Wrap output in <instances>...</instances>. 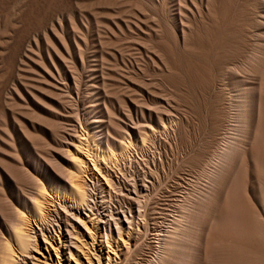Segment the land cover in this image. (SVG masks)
Returning <instances> with one entry per match:
<instances>
[{
    "label": "rangeland",
    "instance_id": "rangeland-1",
    "mask_svg": "<svg viewBox=\"0 0 264 264\" xmlns=\"http://www.w3.org/2000/svg\"><path fill=\"white\" fill-rule=\"evenodd\" d=\"M258 100L264 0H0V264H57L53 250L27 258L20 225L59 246V264L151 263L190 196L186 261L174 253L169 264H204V191L222 200L220 185L246 184L251 217H264ZM73 174L89 194L76 205ZM35 197L52 208L44 222ZM88 216L92 238L79 222ZM235 241L241 264H264L260 235Z\"/></svg>",
    "mask_w": 264,
    "mask_h": 264
},
{
    "label": "bare ground",
    "instance_id": "bare-ground-1",
    "mask_svg": "<svg viewBox=\"0 0 264 264\" xmlns=\"http://www.w3.org/2000/svg\"><path fill=\"white\" fill-rule=\"evenodd\" d=\"M256 99H257V97H256ZM255 105H256V103H255ZM257 107H258V110L260 109V116H259L260 118H259L258 125L255 127L254 133H253L252 155H253L254 169L256 171V178H257L258 183H259L258 187L255 189H257V192L259 194L258 197L260 199V202L264 205V100H258ZM251 132H252V130H251ZM229 142H227V144ZM240 148H241V146H240ZM239 149H238V151L240 152ZM242 149H244V148L242 147ZM220 151H222V150H220ZM238 151H237V153H238ZM231 153H233L232 145L230 148L228 146V149L223 150V152L220 154L219 158H218L219 154L216 157L219 159L218 161L224 162L225 159H229ZM75 154H78V151H76ZM245 155H247V154H245ZM249 162L250 161H248V163ZM73 163H74L75 169L79 171V169L82 165L81 164L82 163L81 158L79 156H74V162ZM213 172L214 171L210 172V177L216 175V172H214V173ZM251 176H249V178ZM79 177L80 176L73 174L72 177L69 179L70 182L68 181L69 182V188L67 190L70 193V195H72V197H73V199H72L73 203L71 201V205L72 204L76 205V204L82 203L85 200V198L87 196H89L88 191L85 188V183L83 182L81 177L80 178ZM208 179H210L209 176H208ZM211 179H214V178L212 177ZM240 180L242 182L244 181V179L242 177L240 178ZM225 182L227 183V180ZM228 182H229V180H228ZM224 183H222V184H224ZM249 183H250V181H249ZM214 189H215V187H214ZM42 190L39 193L40 198L41 199L42 198L47 199L48 194L45 196V193H44L45 191L42 192ZM208 193H209L208 191H204V193H203L204 197H206V199L204 200V204H203L204 219H205V226H204L205 228L203 227L204 231H205V238H204V243H203L204 264H241L239 261V258H237L238 257L237 254L235 252L233 254V252H232V250H235L234 247H239L237 245V242L235 241L236 236L250 232V233H253L257 236L260 235L261 239L264 240V217H263V219L261 217H257V218L251 217L250 212H249V204L246 203V201L244 202V199H242L243 196L248 194V188H247L246 184L244 185L242 183H240V184H232L231 183V185H227V184L226 185L225 184L220 185V187L218 188V195L220 197H223L222 200L217 199L215 197H212L211 195L209 196ZM187 198H189V196ZM39 199H37L35 197V199H33L31 201L30 208H31L33 214L35 216L39 217V219L44 222L45 219L47 218V216L50 215V213H51L50 210L52 208L50 210L45 209L46 207L44 208L42 205L44 203H42V201ZM195 202L196 201H194V199H192L191 196H190V199L187 201V203L185 202L186 204L182 208L183 210L181 211L180 215L177 218H175V221L172 222L171 227H169V229L166 230L165 234H163V236H161L159 238L158 244H157L158 245L157 246L158 247L157 254L154 252L156 254V256L154 255L155 259L154 260L152 259L153 261L150 260L152 262L148 263V264H169L168 258L171 254H174V253H178V254L180 253L181 254V255H178V256H181V260L180 259H178V260L182 261V263H183V261H186L187 254H185L184 251H185V247L187 244L186 240L189 236L188 235L189 234L188 228L186 225V216H187V213L191 212ZM93 216H95V215H93ZM254 216H257V215H254ZM93 219L94 218H90L88 216V218L86 220H85V218L79 220L81 228L84 231H86L91 238L94 237L93 232L95 233L96 230H98L97 228H98V223H99L97 219L96 220H93ZM124 222H125V220H124ZM48 224H50V223H48ZM115 224L116 223H114V227L116 226ZM168 226H170V225H168ZM36 227H35V229L41 231V228L39 229V226L37 228ZM117 227H118V225H117ZM28 228H24L23 226L21 227V225L16 226L14 228V235H15L16 243H17L18 247L26 253L27 258H31V260L32 259H35V260L38 259L36 256V253L41 254V256H42V254L44 255V252L41 251L42 249L46 251V254H47L46 256L48 258H51L50 250H53V254L56 257V263L59 264L57 261V259L59 258L58 253H57L59 246H56V247L52 246V242L47 240L45 235H43V234H42V236H43L42 239H36V237L33 234L31 235V233H35L34 231H32L34 229V227L33 228L30 227L29 229ZM92 229L94 231H92ZM70 233H71V231H70ZM190 234H192V233H190ZM160 235H161V233H160ZM74 237H76V236H74ZM190 237H192V236H190ZM234 237H235V239H234ZM257 239H259V237ZM108 241H109V239H108ZM263 244H264V242H263ZM29 246L31 247V249ZM73 246L76 247L75 245H73ZM109 247H110V244H109L108 248ZM188 247H189V245H188ZM124 248H125V246H124ZM201 249H202V246H201ZM235 256H237V257H235ZM10 257H9V255H6L2 260V264H13L14 261ZM107 258H109V257H107ZM256 258L259 259L258 256ZM254 263H256V262H254ZM31 264H35V263H31Z\"/></svg>",
    "mask_w": 264,
    "mask_h": 264
}]
</instances>
